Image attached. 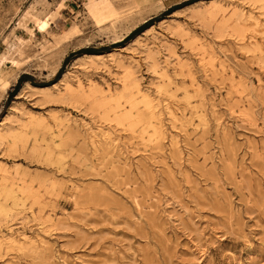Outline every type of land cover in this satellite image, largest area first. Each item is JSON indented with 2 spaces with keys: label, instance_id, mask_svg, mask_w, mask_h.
<instances>
[{
  "label": "rangeland",
  "instance_id": "1",
  "mask_svg": "<svg viewBox=\"0 0 264 264\" xmlns=\"http://www.w3.org/2000/svg\"><path fill=\"white\" fill-rule=\"evenodd\" d=\"M69 1L0 0V264H264V0Z\"/></svg>",
  "mask_w": 264,
  "mask_h": 264
},
{
  "label": "trees",
  "instance_id": "2",
  "mask_svg": "<svg viewBox=\"0 0 264 264\" xmlns=\"http://www.w3.org/2000/svg\"><path fill=\"white\" fill-rule=\"evenodd\" d=\"M188 1H191V0H188ZM172 8L173 7H170L163 14H168L166 12H171ZM153 19L154 18H151V19L145 21L143 24H141L140 26H138L134 30H132L124 39H122L121 41H118V42L114 43L112 46L113 47H116V46H119V45L125 43L126 41H128L129 39H131L133 36H135L136 34H138L139 32H141L145 27H147L148 25H150ZM95 52H97L95 49H92V48L87 47V48H81V49H79V50H77L75 52L70 53L63 60V63L61 65V67L59 68V70H58V72L56 74V77H58L62 73V71L64 69V66L68 63V61L71 59V57L80 55L82 53H95ZM24 80H32V78L29 75H26V74L21 75L19 77L17 83L15 84L13 90L10 92V97L15 94V92L20 87L21 82L24 81Z\"/></svg>",
  "mask_w": 264,
  "mask_h": 264
},
{
  "label": "bare ground",
  "instance_id": "3",
  "mask_svg": "<svg viewBox=\"0 0 264 264\" xmlns=\"http://www.w3.org/2000/svg\"><path fill=\"white\" fill-rule=\"evenodd\" d=\"M24 21H26L25 20V17L24 16H22V17H20V21H19V24H24ZM21 22V23H20ZM26 23V22H25ZM46 21H43V22H41L40 24H39V28L40 29H43L45 26H46ZM15 65V64H14ZM126 72L128 73L129 71L128 70H126ZM136 84V92H137V94H139V93H141V88L139 87V84H137V83H135ZM26 85V84H25ZM28 86L29 87H31V88H33V89H45L46 87H36V86H32V85H29L28 84ZM25 242V241H24ZM29 243V242H28ZM31 244H33V242L31 243Z\"/></svg>",
  "mask_w": 264,
  "mask_h": 264
},
{
  "label": "crops",
  "instance_id": "4",
  "mask_svg": "<svg viewBox=\"0 0 264 264\" xmlns=\"http://www.w3.org/2000/svg\"><path fill=\"white\" fill-rule=\"evenodd\" d=\"M70 1H71V0H70ZM70 1H69V2H70Z\"/></svg>",
  "mask_w": 264,
  "mask_h": 264
}]
</instances>
